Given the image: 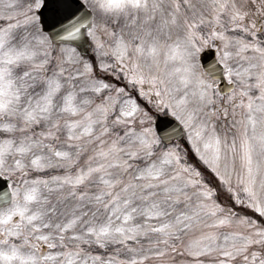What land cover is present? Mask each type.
I'll return each instance as SVG.
<instances>
[{
    "label": "snow or ice",
    "instance_id": "snow-or-ice-1",
    "mask_svg": "<svg viewBox=\"0 0 264 264\" xmlns=\"http://www.w3.org/2000/svg\"><path fill=\"white\" fill-rule=\"evenodd\" d=\"M0 264H264V0H0Z\"/></svg>",
    "mask_w": 264,
    "mask_h": 264
},
{
    "label": "water",
    "instance_id": "water-1",
    "mask_svg": "<svg viewBox=\"0 0 264 264\" xmlns=\"http://www.w3.org/2000/svg\"><path fill=\"white\" fill-rule=\"evenodd\" d=\"M223 83H227V82L225 81V82H223Z\"/></svg>",
    "mask_w": 264,
    "mask_h": 264
}]
</instances>
